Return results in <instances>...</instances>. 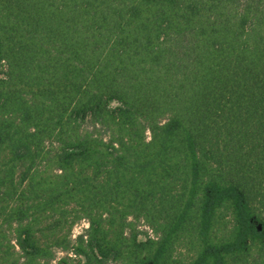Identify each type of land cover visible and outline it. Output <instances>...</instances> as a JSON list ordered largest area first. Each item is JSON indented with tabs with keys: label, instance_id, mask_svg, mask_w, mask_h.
<instances>
[{
	"label": "trees",
	"instance_id": "1",
	"mask_svg": "<svg viewBox=\"0 0 264 264\" xmlns=\"http://www.w3.org/2000/svg\"><path fill=\"white\" fill-rule=\"evenodd\" d=\"M0 264H264V0H0Z\"/></svg>",
	"mask_w": 264,
	"mask_h": 264
},
{
	"label": "rangeland",
	"instance_id": "2",
	"mask_svg": "<svg viewBox=\"0 0 264 264\" xmlns=\"http://www.w3.org/2000/svg\"><path fill=\"white\" fill-rule=\"evenodd\" d=\"M88 226V222L87 221H83L82 223L78 224L73 231V237L78 236L79 234L83 233L85 229H87ZM140 230L142 231H146L149 233V235H153V233L151 232V230L147 227H145L144 225H140Z\"/></svg>",
	"mask_w": 264,
	"mask_h": 264
}]
</instances>
